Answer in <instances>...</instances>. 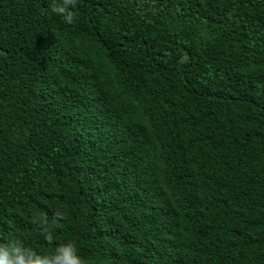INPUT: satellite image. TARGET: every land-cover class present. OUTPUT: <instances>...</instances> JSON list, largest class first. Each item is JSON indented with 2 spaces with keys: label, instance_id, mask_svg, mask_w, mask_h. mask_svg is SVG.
<instances>
[{
  "label": "trees",
  "instance_id": "obj_1",
  "mask_svg": "<svg viewBox=\"0 0 264 264\" xmlns=\"http://www.w3.org/2000/svg\"><path fill=\"white\" fill-rule=\"evenodd\" d=\"M58 2L0 0V245L264 264V0Z\"/></svg>",
  "mask_w": 264,
  "mask_h": 264
},
{
  "label": "clouds",
  "instance_id": "obj_2",
  "mask_svg": "<svg viewBox=\"0 0 264 264\" xmlns=\"http://www.w3.org/2000/svg\"><path fill=\"white\" fill-rule=\"evenodd\" d=\"M72 0H60L52 8L57 15L63 16L65 21L71 22L73 14L69 11ZM43 220V217H39ZM0 264H91L78 254L75 245L67 242L58 246L50 256H35L29 248L17 245H0Z\"/></svg>",
  "mask_w": 264,
  "mask_h": 264
}]
</instances>
